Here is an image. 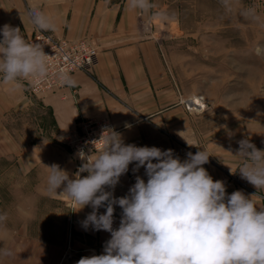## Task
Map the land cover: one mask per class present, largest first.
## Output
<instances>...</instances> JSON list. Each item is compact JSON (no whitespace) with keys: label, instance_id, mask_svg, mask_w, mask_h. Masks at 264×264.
<instances>
[{"label":"crops","instance_id":"1","mask_svg":"<svg viewBox=\"0 0 264 264\" xmlns=\"http://www.w3.org/2000/svg\"><path fill=\"white\" fill-rule=\"evenodd\" d=\"M147 3L149 7L141 9L133 7L132 0H0V28L5 24L20 28L28 43L33 25L27 7L34 6L55 24L53 35L86 38L97 47L90 72L70 74L75 81L72 87L30 96L22 80L6 84L0 79V114L32 108L36 102L52 124L48 136L28 143L16 158L19 181L11 188L0 187V264H14L16 259L17 264H54L60 255L69 256L72 247L79 257L99 255L102 243L110 239L106 231L82 227L90 206L77 211L79 206L61 193L63 186L57 192L47 190L50 169L46 166L59 165L74 178L73 154L63 137L78 117L107 119L126 144L173 149L181 160L189 152L206 150L211 156L203 167L213 179L223 180L228 194L241 189L258 208H264V190L234 188L233 178L240 177L243 160L233 159L230 127L223 122L202 125L200 115L186 107L178 86L161 73L154 40L140 35V18L150 14L152 1ZM133 167L120 178L116 197L128 193L136 175L147 180L144 168L133 173ZM28 178L31 184L25 185ZM121 212L116 206L114 228L119 227Z\"/></svg>","mask_w":264,"mask_h":264},{"label":"clouds","instance_id":"2","mask_svg":"<svg viewBox=\"0 0 264 264\" xmlns=\"http://www.w3.org/2000/svg\"><path fill=\"white\" fill-rule=\"evenodd\" d=\"M132 6L149 7L147 0H132ZM29 16L39 30H55L39 9H30ZM0 36L4 83L46 78L48 55L39 44H29L20 28L9 24L0 28ZM60 82L75 86L66 73ZM101 138L104 146L95 158L78 152L83 163L74 178L59 165L46 166L49 192L63 186L61 193L79 206L77 211L91 207L82 227L110 233L102 254L83 256L77 264H264V208L241 190L228 194L225 182L214 180L203 167L211 156L206 150L181 160L173 149L126 144L114 130ZM238 143L240 177L264 189V150L248 139ZM130 165L133 173L144 168L147 180L136 175L128 193L116 197L115 188ZM116 206L122 210L118 228L113 227Z\"/></svg>","mask_w":264,"mask_h":264},{"label":"rangeland","instance_id":"3","mask_svg":"<svg viewBox=\"0 0 264 264\" xmlns=\"http://www.w3.org/2000/svg\"><path fill=\"white\" fill-rule=\"evenodd\" d=\"M151 1L150 14L140 18V35L154 40L161 73L184 94L186 107L193 95L199 96L202 106L190 109L202 125L223 122L230 127L234 161L240 159L236 154L242 139L264 150V0ZM30 108L0 114V187L19 181L16 158L23 147L52 130L41 105L35 102ZM233 183L235 189L254 187L240 177ZM30 184L26 179L25 185ZM68 252L54 264H77L80 252L73 247Z\"/></svg>","mask_w":264,"mask_h":264},{"label":"built area","instance_id":"4","mask_svg":"<svg viewBox=\"0 0 264 264\" xmlns=\"http://www.w3.org/2000/svg\"><path fill=\"white\" fill-rule=\"evenodd\" d=\"M33 8L37 7H27L28 15L30 9ZM29 43L39 44L48 55V74L46 78L22 80L32 92L56 91L67 86L60 82L61 73L70 76L75 70L90 72L97 57V47L86 38L57 37L50 31L39 30L34 25ZM110 130H112L111 123L107 119L78 117L74 126L66 131L63 143L70 148L73 154L75 174L83 163L78 156V152L82 149L91 154V158H95L104 146L101 136H107Z\"/></svg>","mask_w":264,"mask_h":264},{"label":"bare ground","instance_id":"5","mask_svg":"<svg viewBox=\"0 0 264 264\" xmlns=\"http://www.w3.org/2000/svg\"><path fill=\"white\" fill-rule=\"evenodd\" d=\"M190 99H191V101L193 100L194 102L192 104H190L191 102L187 101V106L189 108H194L195 109L197 107H201L202 106L201 104L203 103V101H202V99L199 96H193Z\"/></svg>","mask_w":264,"mask_h":264}]
</instances>
